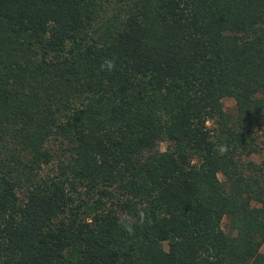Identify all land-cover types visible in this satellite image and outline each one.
Returning <instances> with one entry per match:
<instances>
[{
	"label": "trees",
	"instance_id": "16d2710c",
	"mask_svg": "<svg viewBox=\"0 0 264 264\" xmlns=\"http://www.w3.org/2000/svg\"><path fill=\"white\" fill-rule=\"evenodd\" d=\"M262 124L264 0H0V264H264Z\"/></svg>",
	"mask_w": 264,
	"mask_h": 264
},
{
	"label": "rangeland",
	"instance_id": "374dc122",
	"mask_svg": "<svg viewBox=\"0 0 264 264\" xmlns=\"http://www.w3.org/2000/svg\"><path fill=\"white\" fill-rule=\"evenodd\" d=\"M222 104H223V108L226 111L234 112L235 105L232 97L229 96L222 97ZM254 134H255V149L247 154H242L241 155L242 161L252 160L255 163H261L264 165V124H262L259 127H256ZM159 147L164 148V142H160ZM53 167L54 166L51 163L43 165L40 173L44 174L47 172H52ZM218 176L221 179L223 178L221 174H218ZM221 225L225 230L228 228L227 217L224 216L222 218ZM260 250L264 252V240L261 243Z\"/></svg>",
	"mask_w": 264,
	"mask_h": 264
},
{
	"label": "clouds",
	"instance_id": "9594fccd",
	"mask_svg": "<svg viewBox=\"0 0 264 264\" xmlns=\"http://www.w3.org/2000/svg\"><path fill=\"white\" fill-rule=\"evenodd\" d=\"M114 63L112 61H105L101 65L102 68H107L111 71L114 68ZM149 219L147 212L144 207L137 208V214L135 216L124 213L118 218V224L131 236L135 234L136 227L138 225H143Z\"/></svg>",
	"mask_w": 264,
	"mask_h": 264
}]
</instances>
